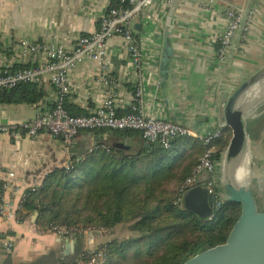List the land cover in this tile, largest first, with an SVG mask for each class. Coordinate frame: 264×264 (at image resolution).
<instances>
[{"label": "crops", "instance_id": "obj_1", "mask_svg": "<svg viewBox=\"0 0 264 264\" xmlns=\"http://www.w3.org/2000/svg\"><path fill=\"white\" fill-rule=\"evenodd\" d=\"M245 2L180 1L174 17L170 114L158 84L162 29L167 12L164 0H156L133 22V37L141 52L140 68L136 70L130 64L126 41L120 36L111 38L106 49L107 79L103 81L99 77V66L91 60L79 63L69 72L71 92L65 104L67 111L88 115L113 94L118 114H125L134 103L135 85L139 81L143 90L142 109L148 115L169 121L176 118L195 133L197 137L191 140H200L216 131L222 125L225 98L264 66V0H253L247 31L229 62L226 57L222 62L216 57L217 40L226 25L221 6L242 8ZM109 6V0H0V71L5 65L15 70L35 64L31 56L20 55L22 40L60 44L71 49L77 37L96 32L99 18ZM199 68L204 73L195 74ZM36 86L41 93L36 103H0L1 124H19L51 110L56 93L49 76L43 77ZM124 142L134 148L144 143L139 132L81 131L67 148L59 137L45 132L35 138L23 134L0 135V197L13 213L12 218L0 221V239L13 243L9 256L0 250V264H85L84 253L94 250L104 240L60 238L40 230L36 211H23L21 219L15 212L20 209L24 193L40 188L56 170L81 160L97 145ZM8 173L15 174L21 188L19 193L2 190ZM205 178L199 177L202 182ZM75 239L76 244L72 242Z\"/></svg>", "mask_w": 264, "mask_h": 264}, {"label": "trees", "instance_id": "obj_2", "mask_svg": "<svg viewBox=\"0 0 264 264\" xmlns=\"http://www.w3.org/2000/svg\"><path fill=\"white\" fill-rule=\"evenodd\" d=\"M218 46L217 42L216 50ZM36 87L22 83L0 89V103H36L41 98ZM129 132L133 131L124 133ZM263 133L264 110L247 125L249 142L259 143L264 154ZM199 139L189 146L185 138H178L170 150L162 151L145 147L144 140L138 148L125 142L97 145L81 160L50 174L40 188L27 190L15 214L21 219L23 211H36V224L44 232L52 226L106 230L125 226L131 235L128 241L113 237L96 247L102 253L101 264H182L224 243L240 213L239 205L229 203L212 219L185 208L184 186L200 160L195 153L202 156L210 150L211 159L219 162L229 135L209 145ZM84 254L87 262L90 254Z\"/></svg>", "mask_w": 264, "mask_h": 264}, {"label": "built area", "instance_id": "obj_3", "mask_svg": "<svg viewBox=\"0 0 264 264\" xmlns=\"http://www.w3.org/2000/svg\"><path fill=\"white\" fill-rule=\"evenodd\" d=\"M110 6L105 14L99 18L98 29L91 35L77 37L73 41L71 49L60 44L31 43L26 40L20 42L21 56H31L35 62L31 67L12 70L5 65L0 71V89L10 90L22 83L37 84L40 80L49 76L54 87L56 98L51 110L45 114H39L35 118L19 124H1L0 135L16 136L23 134L27 138H35L45 132L59 137L65 147L72 145L75 137L81 131L110 132H139L147 144H158L163 150H170L173 142L178 138H196L195 133L180 124H173L167 119L148 115L142 109V86L135 85L133 104L129 112L118 114L114 95L109 94L102 105L88 115L73 116L66 108V100L71 92V83L68 78L69 72L79 63L91 60L99 66V77L107 79L109 57L106 49L108 41L115 37H122L127 43L130 64L138 70L140 68L141 52L133 37L131 25L144 15L156 0H109ZM174 0H164L166 10ZM214 0H210V3ZM221 12L226 25L217 42L216 57L222 62L231 47L232 39L239 27L242 9L231 5L221 6ZM248 28V27H247ZM247 31V29H246ZM223 125L214 131L200 137L204 144L209 145L217 139L224 137ZM219 162L211 159V151H206L194 168L192 176L186 181V187L204 175L205 185L208 191L215 196L214 211L222 208L224 200L219 191ZM2 190H11L14 194L19 193L21 188L16 183L15 174L8 173L2 184ZM33 190V189H32ZM13 213L8 203L0 197V221L12 218ZM113 231V228L111 229ZM47 233L65 239L86 237L92 242L94 238L108 239L111 233L106 229L94 228H68L64 226H52ZM0 250L4 255H10L13 243L8 239H0ZM90 258L85 264H101L102 253L96 248L90 252Z\"/></svg>", "mask_w": 264, "mask_h": 264}, {"label": "water", "instance_id": "obj_4", "mask_svg": "<svg viewBox=\"0 0 264 264\" xmlns=\"http://www.w3.org/2000/svg\"><path fill=\"white\" fill-rule=\"evenodd\" d=\"M180 1L174 0L166 12L158 62L159 90L169 114L171 110V70L174 55V17ZM252 3L253 0H246L241 8V21L226 55V62H229L230 58L239 49L245 36L250 20ZM134 26L132 24L131 28L133 29ZM199 72L204 73L199 68L195 74ZM191 78H194L193 75H191ZM259 101L261 103L264 102V66L232 90L225 98L221 110L222 125L225 131L229 132V140L220 159L219 191L224 203L239 205V216L224 243L207 248L188 258L182 264H264V209H258L257 206L250 163L248 165L249 178L244 187L236 185L232 178L235 168L242 162L245 154L248 153L250 160L247 134L248 115L253 110V104ZM249 109H252L250 113L248 112ZM171 122L182 125L176 118H172ZM144 146L152 148L154 151L163 150L160 145L154 143H145ZM262 183L263 178H257L255 186L259 192L263 190ZM183 199L185 208L191 213L201 218L212 219L215 217L214 202L216 198L208 191L205 183L199 178L196 182L187 185ZM36 216L37 213H35L34 218ZM72 242L76 244V239Z\"/></svg>", "mask_w": 264, "mask_h": 264}, {"label": "rangeland", "instance_id": "obj_5", "mask_svg": "<svg viewBox=\"0 0 264 264\" xmlns=\"http://www.w3.org/2000/svg\"><path fill=\"white\" fill-rule=\"evenodd\" d=\"M264 110V102L255 107L252 112L248 115V120H251L258 115H260ZM227 135H229V132L227 131ZM264 136V133L262 134ZM189 146L194 144L196 141L191 140L190 138H185ZM249 144V150H250V171H251V176H252V183L254 186V196L257 202L258 209H264V154L260 152V146L259 143H250ZM190 149L191 152V147H184ZM178 156V155H177ZM198 160V158L202 157L200 156L199 152L195 153V156ZM193 157V158H194ZM219 175V172H218ZM262 177L263 178V190L259 192L256 189L255 182L257 178ZM112 229V228H111ZM109 229L108 231L111 233L112 236L108 235V238H113L117 237V241H128V239L131 237L128 233H126V228L125 226L121 228V226H116L113 228V231ZM133 252V251H132ZM130 255V254H129Z\"/></svg>", "mask_w": 264, "mask_h": 264}, {"label": "clouds", "instance_id": "obj_6", "mask_svg": "<svg viewBox=\"0 0 264 264\" xmlns=\"http://www.w3.org/2000/svg\"><path fill=\"white\" fill-rule=\"evenodd\" d=\"M250 163V160L248 158H245L236 168L233 173V180L236 185H239L240 187L245 186V182L247 180V177L249 175V168L248 165Z\"/></svg>", "mask_w": 264, "mask_h": 264}, {"label": "bare ground", "instance_id": "obj_7", "mask_svg": "<svg viewBox=\"0 0 264 264\" xmlns=\"http://www.w3.org/2000/svg\"><path fill=\"white\" fill-rule=\"evenodd\" d=\"M260 103H261V101H259V102H257V103H254L255 105L253 104L252 109H254L255 106H257V105L260 104ZM252 109H249L248 112L250 113V111H251ZM245 158H248V159H249V155H248V153L244 155L243 160H244ZM243 160H242V161H243ZM248 178H249V175H248V177H247V180H248ZM247 180H246V182H247ZM246 182H245V183H246Z\"/></svg>", "mask_w": 264, "mask_h": 264}]
</instances>
